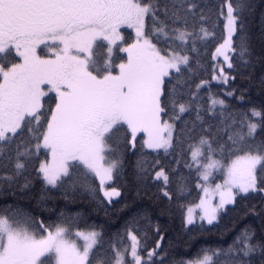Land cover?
I'll list each match as a JSON object with an SVG mask.
<instances>
[{"label":"snow or ice","instance_id":"6c2138e0","mask_svg":"<svg viewBox=\"0 0 264 264\" xmlns=\"http://www.w3.org/2000/svg\"><path fill=\"white\" fill-rule=\"evenodd\" d=\"M0 201V264H264V0H0Z\"/></svg>","mask_w":264,"mask_h":264},{"label":"trees","instance_id":"16d2710c","mask_svg":"<svg viewBox=\"0 0 264 264\" xmlns=\"http://www.w3.org/2000/svg\"><path fill=\"white\" fill-rule=\"evenodd\" d=\"M257 3H259V0H257ZM188 199L198 202L199 197L197 195V190L193 189L192 195L188 197ZM0 203H2V201H0ZM21 204L22 207L28 211L32 210L34 207V202L29 204L27 201H23ZM45 215H47V213H45ZM103 216V212H100L99 216L93 213L92 219L99 221L103 219ZM89 222L91 223L92 221L90 220ZM161 223L165 226L168 236L173 242L172 251L176 254V258L179 259L181 258V254H189L185 258L194 257L202 247L206 246L204 241L214 243L221 240V233L225 232L229 221L227 218L222 220L218 229H213L211 232L205 233L203 236H201L198 232L195 233L197 239H192L193 234H186L185 230L182 228L181 221L178 216L172 219H170L168 216L161 217ZM205 227H207V225ZM223 239L227 241L229 240V236L225 235Z\"/></svg>","mask_w":264,"mask_h":264},{"label":"rangeland","instance_id":"374dc122","mask_svg":"<svg viewBox=\"0 0 264 264\" xmlns=\"http://www.w3.org/2000/svg\"><path fill=\"white\" fill-rule=\"evenodd\" d=\"M199 223V222H198Z\"/></svg>","mask_w":264,"mask_h":264}]
</instances>
